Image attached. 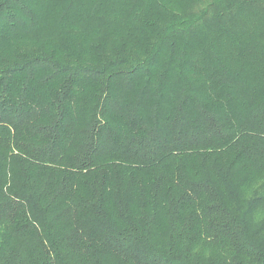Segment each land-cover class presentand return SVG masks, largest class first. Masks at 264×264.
Masks as SVG:
<instances>
[{"label":"trees","instance_id":"1","mask_svg":"<svg viewBox=\"0 0 264 264\" xmlns=\"http://www.w3.org/2000/svg\"><path fill=\"white\" fill-rule=\"evenodd\" d=\"M251 6L0 0V264H264Z\"/></svg>","mask_w":264,"mask_h":264},{"label":"rangeland","instance_id":"2","mask_svg":"<svg viewBox=\"0 0 264 264\" xmlns=\"http://www.w3.org/2000/svg\"><path fill=\"white\" fill-rule=\"evenodd\" d=\"M237 16L238 18L235 19V22L241 25H250L251 32H252V23L255 24V22H257L259 23L260 26L262 25L264 26V20H257L256 16L252 18V6L250 8H247L244 12H241V14ZM259 40L262 44H264V31H262L261 36L259 37Z\"/></svg>","mask_w":264,"mask_h":264}]
</instances>
